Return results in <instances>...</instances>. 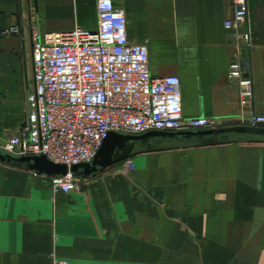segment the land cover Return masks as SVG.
Returning <instances> with one entry per match:
<instances>
[{"label": "crops", "instance_id": "obj_1", "mask_svg": "<svg viewBox=\"0 0 264 264\" xmlns=\"http://www.w3.org/2000/svg\"><path fill=\"white\" fill-rule=\"evenodd\" d=\"M249 1L253 98L241 104L230 64L232 0H114L128 37L147 44L155 78L177 76L185 119L227 127L264 116V0ZM98 28L97 0H0V140L27 122L35 87L31 27ZM115 164L69 194L26 166L0 162V264H264V139L145 153Z\"/></svg>", "mask_w": 264, "mask_h": 264}, {"label": "built area", "instance_id": "obj_2", "mask_svg": "<svg viewBox=\"0 0 264 264\" xmlns=\"http://www.w3.org/2000/svg\"><path fill=\"white\" fill-rule=\"evenodd\" d=\"M232 2L233 16L225 29L237 32L240 43L229 76L240 85L241 104L248 106L254 92L249 1ZM97 13L95 31L41 33L31 27L35 87L26 100L27 122L15 136L0 140L1 151L15 157L45 156L72 168L91 163L110 133L225 128L208 118H184L180 78L152 76L148 45L130 42L125 12L114 0H97ZM20 33V27L0 29L1 36ZM237 126L264 128V116L244 114ZM122 163L127 172L136 169L131 159ZM32 174L47 179L57 193L80 187L71 172Z\"/></svg>", "mask_w": 264, "mask_h": 264}, {"label": "water", "instance_id": "obj_3", "mask_svg": "<svg viewBox=\"0 0 264 264\" xmlns=\"http://www.w3.org/2000/svg\"><path fill=\"white\" fill-rule=\"evenodd\" d=\"M230 136L264 137V128L235 126L201 131H151L142 135L110 133L91 163L72 168L53 163L45 156L15 157L1 150L0 162L16 167L26 166L30 171L49 177L64 176L71 172L76 177L90 178L141 154L216 146L226 143Z\"/></svg>", "mask_w": 264, "mask_h": 264}, {"label": "trees", "instance_id": "obj_4", "mask_svg": "<svg viewBox=\"0 0 264 264\" xmlns=\"http://www.w3.org/2000/svg\"><path fill=\"white\" fill-rule=\"evenodd\" d=\"M258 138H262V139H264V137H258Z\"/></svg>", "mask_w": 264, "mask_h": 264}, {"label": "rangeland", "instance_id": "obj_5", "mask_svg": "<svg viewBox=\"0 0 264 264\" xmlns=\"http://www.w3.org/2000/svg\"><path fill=\"white\" fill-rule=\"evenodd\" d=\"M132 160V159H131Z\"/></svg>", "mask_w": 264, "mask_h": 264}]
</instances>
